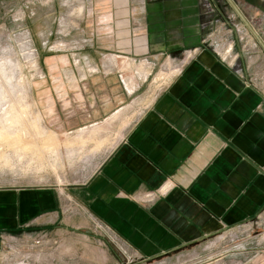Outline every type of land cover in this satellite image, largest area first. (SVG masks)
I'll return each instance as SVG.
<instances>
[{
    "label": "crops",
    "instance_id": "obj_1",
    "mask_svg": "<svg viewBox=\"0 0 264 264\" xmlns=\"http://www.w3.org/2000/svg\"><path fill=\"white\" fill-rule=\"evenodd\" d=\"M232 1L264 44V0ZM222 2L206 0L214 22L201 29L197 0H144L151 57L179 70L142 109H135L138 98L127 101L138 83L122 72L120 82L119 71L108 68L98 69L114 75L108 83L31 86L29 100L42 122L77 125L62 133L66 138L114 116L118 124L128 121L83 182L0 187V264H61V255L48 254L52 248L37 247L51 244L47 236L62 241L86 218L137 257L136 264L264 224V53L237 65L236 37L228 36L225 19L235 14ZM110 87L117 98L107 94ZM75 247L64 250L68 264H76ZM88 248L87 261L108 262L106 244Z\"/></svg>",
    "mask_w": 264,
    "mask_h": 264
},
{
    "label": "rangeland",
    "instance_id": "obj_2",
    "mask_svg": "<svg viewBox=\"0 0 264 264\" xmlns=\"http://www.w3.org/2000/svg\"><path fill=\"white\" fill-rule=\"evenodd\" d=\"M197 5L199 26L203 29L214 22V12L206 0H197ZM144 19V0H18L11 4L0 3V117L26 105L29 113L23 122L24 132L29 134L26 138H34V144L39 147L38 155L34 151L16 155L11 148L0 147V156L8 161L7 164L0 163V187L11 184L71 186L83 182L85 175L89 176L96 169L103 157L98 153L108 150L119 140L121 123H117L118 117L99 124L94 129L95 136L84 144L69 145L66 142H72L77 133L68 138L62 133L74 130L77 125L46 122L50 118L46 121L44 118L42 122L29 100V89L37 84L108 83L114 75L105 77L99 71L108 68L124 73L127 82L134 83L135 80L138 83L137 93L127 101L138 98L141 104L135 109L144 108L179 70L172 67L170 61L151 57L145 39ZM225 19L232 28V34L228 36L236 37L233 49L239 51L237 65L254 53H260V47L236 15L231 14ZM141 39H144L145 51ZM42 42H47L45 47ZM185 58H189L187 54ZM178 66L181 67V63ZM261 67L263 65L259 62L258 70ZM123 84L126 85L124 78ZM111 89L107 94L117 98ZM32 123L34 128H31ZM35 130L53 141L56 139L55 153L40 147L43 137L35 136ZM10 167L14 170H9ZM79 226L82 228L63 235L62 241L53 236L45 237L51 244L46 246L47 243H42L37 248L41 252L52 248L48 254L61 255V264L71 261L64 250L73 245H76V264L138 262L137 257L122 249L120 243H116L104 229L100 230L93 221L86 218L79 222ZM103 244L109 250L108 262L102 256L101 260L87 261L85 256L90 254L88 247L95 249ZM105 255L108 256L107 253ZM141 264H264V224L259 222L226 230L198 245Z\"/></svg>",
    "mask_w": 264,
    "mask_h": 264
},
{
    "label": "bare ground",
    "instance_id": "obj_3",
    "mask_svg": "<svg viewBox=\"0 0 264 264\" xmlns=\"http://www.w3.org/2000/svg\"><path fill=\"white\" fill-rule=\"evenodd\" d=\"M128 70H129V68H128ZM16 107H18V106H16ZM28 113L29 112H28L27 106L23 105L21 107H18L17 110H15L13 112L11 111L9 113H6L2 117H0V147L11 148L13 153H15L16 155L18 153H25V152H29V151H34L33 153L35 155H38L39 147L34 144V138L33 139H27L26 137L29 136V134L28 133L26 134L24 132L25 124L23 122H24L25 118L27 117ZM113 118H115V116ZM126 124H127V122H122L120 124L121 125L120 127H122ZM32 126L33 127H31V128H34L35 125L32 123ZM99 129H100V127H99ZM85 133L86 132H84V130L80 131L72 139V142H66V143L69 145H71L73 143H79L82 145L87 140H89L90 138L95 136V130H93V129L88 132L89 134H85ZM36 134L42 135V137H43V140L40 143V147L44 148L45 151H50L51 153H55V147H56L55 140L56 139L53 141L52 138H50L48 136L44 137V134L42 132L37 131V130H35V136H36ZM86 135H88V136H86ZM54 144H55V147H54ZM113 146H110V147L113 148Z\"/></svg>",
    "mask_w": 264,
    "mask_h": 264
},
{
    "label": "water",
    "instance_id": "obj_4",
    "mask_svg": "<svg viewBox=\"0 0 264 264\" xmlns=\"http://www.w3.org/2000/svg\"><path fill=\"white\" fill-rule=\"evenodd\" d=\"M227 2V4L229 5V7L232 9V11L234 12V14L237 16V18L240 20V22L243 24V26L245 27V29L247 30V32L252 36V38L255 40V42L258 44V46L260 47V49L263 51L264 53V44L261 41L260 37L257 35V33L254 31V29L252 28V26L249 24V22L243 17V15L240 13V11L238 10V8L236 7V5L233 3L232 0H225Z\"/></svg>",
    "mask_w": 264,
    "mask_h": 264
},
{
    "label": "built area",
    "instance_id": "obj_5",
    "mask_svg": "<svg viewBox=\"0 0 264 264\" xmlns=\"http://www.w3.org/2000/svg\"><path fill=\"white\" fill-rule=\"evenodd\" d=\"M25 37H26V36H25ZM26 39L29 40V35H27ZM29 42H30V41H28V43H29ZM46 44H47V42H42V46L45 47ZM187 57H190V55H187ZM93 72H95V71H93ZM118 77H119V79H120V82H122V80H121V78H122L121 74H118Z\"/></svg>",
    "mask_w": 264,
    "mask_h": 264
}]
</instances>
